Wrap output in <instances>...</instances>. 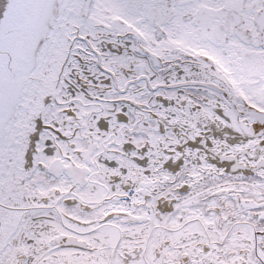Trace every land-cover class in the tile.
<instances>
[{"label":"snow or ice","instance_id":"6c2138e0","mask_svg":"<svg viewBox=\"0 0 264 264\" xmlns=\"http://www.w3.org/2000/svg\"><path fill=\"white\" fill-rule=\"evenodd\" d=\"M0 264H264V0H0Z\"/></svg>","mask_w":264,"mask_h":264}]
</instances>
